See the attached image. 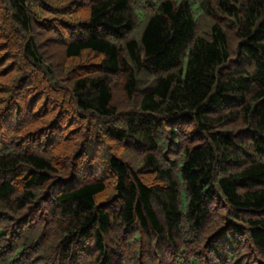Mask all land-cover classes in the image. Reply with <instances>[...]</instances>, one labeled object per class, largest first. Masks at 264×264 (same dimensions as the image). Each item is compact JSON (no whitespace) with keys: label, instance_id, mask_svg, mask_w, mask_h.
<instances>
[{"label":"trees","instance_id":"1","mask_svg":"<svg viewBox=\"0 0 264 264\" xmlns=\"http://www.w3.org/2000/svg\"><path fill=\"white\" fill-rule=\"evenodd\" d=\"M0 264H264V0H0Z\"/></svg>","mask_w":264,"mask_h":264}]
</instances>
